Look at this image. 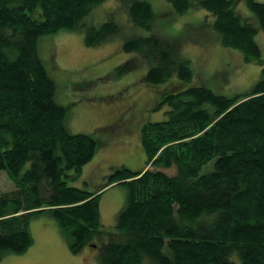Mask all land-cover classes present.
<instances>
[{
    "label": "trees",
    "instance_id": "obj_1",
    "mask_svg": "<svg viewBox=\"0 0 264 264\" xmlns=\"http://www.w3.org/2000/svg\"><path fill=\"white\" fill-rule=\"evenodd\" d=\"M105 1L0 0V173L12 183L0 188V259L31 246L30 219L45 212L73 252L94 243L98 264H264V59L255 37L264 35V1L166 0L175 13L205 11L198 24L214 40L203 30V43L167 31L149 0H115L125 20L111 14L95 24ZM241 1L248 14L236 8ZM63 29L88 46L121 40L128 57L117 70L132 68V55L143 60L142 83L163 106V118L140 125L144 166L115 168L96 191L71 183L96 140L68 129L78 100H55L38 52L41 35ZM214 41L260 63L248 90L225 96L191 82L186 45ZM112 183L126 187V203L107 228L100 198Z\"/></svg>",
    "mask_w": 264,
    "mask_h": 264
},
{
    "label": "rangeland",
    "instance_id": "obj_2",
    "mask_svg": "<svg viewBox=\"0 0 264 264\" xmlns=\"http://www.w3.org/2000/svg\"><path fill=\"white\" fill-rule=\"evenodd\" d=\"M149 2L155 16L163 13L156 21L162 22L167 31L186 38L196 36L194 38L200 41L201 32L206 31L207 42L214 40L211 30L198 24L205 16L203 9L175 13L166 0ZM113 7L114 11L106 13ZM239 7L241 13L248 14L244 2H239L236 8ZM117 10L115 0H106L95 8L93 22L98 24L111 14L123 21L124 15L116 14ZM261 35L255 37L262 47L261 57L264 59V35ZM120 44L121 40L113 39L105 44L88 46L83 42L82 33L72 29L44 34L38 39L39 56L56 84L55 100L65 106L71 99L78 100L67 107L68 129L89 133L96 140L95 154L83 166L81 177L71 182L87 190L96 191L115 168H142L145 155L140 142V125L164 117L163 106L157 107V102L154 103L155 92L142 83L143 60L132 55V68L122 72L117 70L128 57L121 51ZM192 44L184 49L194 72L192 83L232 96L248 90L258 80L260 63L244 61L237 49L223 47L215 41L210 45ZM82 80H88L90 84L81 87L78 81ZM210 168L211 162L202 171ZM165 170L173 172L170 168ZM11 186L12 183L1 172L0 188ZM103 189L102 222L107 228H112L116 212L126 203V187L112 183ZM29 229L33 238L31 246L25 252L3 254L0 264H98L94 243L73 252L70 238L47 213L32 217Z\"/></svg>",
    "mask_w": 264,
    "mask_h": 264
},
{
    "label": "crops",
    "instance_id": "obj_3",
    "mask_svg": "<svg viewBox=\"0 0 264 264\" xmlns=\"http://www.w3.org/2000/svg\"><path fill=\"white\" fill-rule=\"evenodd\" d=\"M104 192V191H103ZM103 203V200H102V198L100 199V207H102V204Z\"/></svg>",
    "mask_w": 264,
    "mask_h": 264
}]
</instances>
